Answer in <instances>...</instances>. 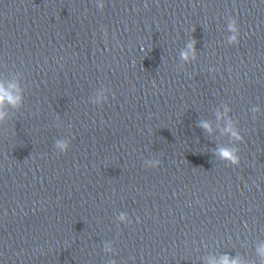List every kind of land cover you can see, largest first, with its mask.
I'll list each match as a JSON object with an SVG mask.
<instances>
[{
    "label": "clouds",
    "instance_id": "1",
    "mask_svg": "<svg viewBox=\"0 0 264 264\" xmlns=\"http://www.w3.org/2000/svg\"><path fill=\"white\" fill-rule=\"evenodd\" d=\"M101 9H103V5H100ZM229 30L231 32L234 33V35H232L230 37V42L233 44H238L239 43V36H240V30L238 27V21L237 19H233L231 21V23L229 24ZM194 41L192 43L189 44V49H191L194 52ZM182 58L187 60L188 59V52L185 51L182 54ZM10 88H14L16 89V92L19 93V88L17 85H11ZM22 95L20 94H13L12 91H10L9 89H6L3 84H0V120H3L5 117V113L2 110L5 103H8L10 105H12L13 107H19L22 103ZM202 127H204L205 129H209V125L204 123L202 124ZM210 130V129H209ZM227 131H229L231 133V135L233 137H235V139L241 141L242 143L244 142V138L243 136L240 135V133L233 129L232 127H229L227 129ZM57 147L60 148V150L62 152H66L67 148H68V143L67 142H58ZM239 149H235V148H221L219 150V155L221 157V159L223 160H227L229 161L232 165H239L240 163V156L238 155ZM119 219L121 221H126L128 218L126 215L121 214ZM222 264H239L238 260H230L227 256H225L223 258Z\"/></svg>",
    "mask_w": 264,
    "mask_h": 264
}]
</instances>
